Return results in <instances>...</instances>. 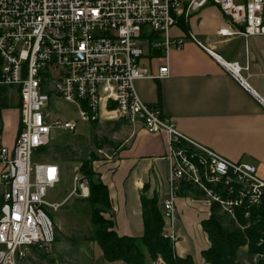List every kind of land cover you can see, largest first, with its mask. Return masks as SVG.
I'll list each match as a JSON object with an SVG mask.
<instances>
[{
    "label": "built area",
    "instance_id": "2783aa9c",
    "mask_svg": "<svg viewBox=\"0 0 264 264\" xmlns=\"http://www.w3.org/2000/svg\"><path fill=\"white\" fill-rule=\"evenodd\" d=\"M207 5L222 12L243 38H264V0H0V93L6 92L7 104L15 95L19 109L13 149L0 144V264L23 263L30 253L53 248L55 232L46 211L59 207L48 196L61 181L60 169L32 159L50 147L56 129L75 133L76 124H50L51 101L75 105L83 122H139L149 135L168 136L165 222L173 221L174 198L183 184L232 218L243 203L263 204L264 182L257 168L188 140L158 107L140 100L133 85L169 75L166 65L156 74L140 65L145 49L163 55L171 47L179 49L184 41H171L170 30L179 18L186 21ZM207 53L264 109L241 79L238 64ZM73 185L82 199L88 197L86 179L75 178ZM168 236L174 241L172 233Z\"/></svg>",
    "mask_w": 264,
    "mask_h": 264
},
{
    "label": "crops",
    "instance_id": "0c3cea01",
    "mask_svg": "<svg viewBox=\"0 0 264 264\" xmlns=\"http://www.w3.org/2000/svg\"><path fill=\"white\" fill-rule=\"evenodd\" d=\"M237 29L213 5L186 21L179 18L169 38L183 39L182 46L171 47L165 55L145 49L140 60V65L154 74L166 65L169 75L159 81L137 80L133 85L139 99L158 107L181 135L224 159L253 165L264 182V109L207 53L210 51L224 63L238 64L243 69L241 79L264 103V50L246 49L251 39L264 43V38L247 40L237 34ZM221 30L229 35L219 36ZM189 34L193 41L188 39ZM238 39L244 40L242 51H238ZM2 115L0 144L12 150L15 133L4 142ZM112 129L115 145L92 164V170L99 173L108 189L117 235L139 239L144 232L141 196L156 199L162 210L163 199L169 194L168 136L149 135L139 122L130 124L125 120L115 121ZM174 199V218L172 223L165 222V228L174 236L175 255L191 256L193 264H206L201 252L210 244L200 223L210 216V204L191 197ZM142 253L145 264H164L161 259L151 262L146 250ZM33 255L30 253L22 264H36ZM82 259L96 264L86 257ZM246 261L241 264H249Z\"/></svg>",
    "mask_w": 264,
    "mask_h": 264
},
{
    "label": "trees",
    "instance_id": "16d2710c",
    "mask_svg": "<svg viewBox=\"0 0 264 264\" xmlns=\"http://www.w3.org/2000/svg\"><path fill=\"white\" fill-rule=\"evenodd\" d=\"M151 39L150 36L149 41ZM150 50L148 48V51ZM7 108L6 92L2 91L0 111ZM81 173L89 188V195L86 198L91 212L89 240L98 245L103 259L108 263L145 264L144 255L140 250L143 247L151 262L161 259L164 264H193L191 256L179 258L175 255V243L169 239L164 216L156 199L149 200L141 196L144 229L141 238L118 236L113 229V210L108 189L100 181L99 173L93 172L89 164L83 166ZM177 197L203 199L192 186L185 184L178 191ZM262 203L258 206L243 203L241 207L235 209L234 218L222 212L217 203L210 204V216L200 223L210 244L207 250L201 252L206 264H241L237 254L244 248L246 260L250 264H264V197ZM261 238L263 241H257ZM254 257H262V259L259 258L256 263H253Z\"/></svg>",
    "mask_w": 264,
    "mask_h": 264
},
{
    "label": "rangeland",
    "instance_id": "374dc122",
    "mask_svg": "<svg viewBox=\"0 0 264 264\" xmlns=\"http://www.w3.org/2000/svg\"><path fill=\"white\" fill-rule=\"evenodd\" d=\"M244 47V40L238 39V51H242ZM246 49L250 52L261 51L264 50V43L251 39ZM16 102L17 97L12 95L8 101V108L3 111L4 142L9 141L14 133L15 138L17 136L19 109ZM47 112L50 124L57 120L61 123L75 122L76 132L56 129L50 140V147L38 150L33 155L32 160L35 163H54L59 167L61 174V181L56 190L48 196V200L58 204L59 207L55 211H46L55 232L53 248L49 253L42 251L33 255L36 261L34 263L88 264L87 260L82 259L83 256L93 260L96 264H101V262L107 264L102 258L98 245L89 240L91 219L89 202L86 198L80 197L78 188L75 191L73 182L75 178L81 181L85 179L81 173L84 165L89 164L92 168L94 162L101 160L104 154L113 149L115 141L112 125L115 121L95 124L83 122L79 119L75 105L63 101H51ZM258 240L263 241L262 238ZM140 250L145 253L143 247ZM245 252L246 249H243L237 254L240 263L246 261Z\"/></svg>",
    "mask_w": 264,
    "mask_h": 264
}]
</instances>
